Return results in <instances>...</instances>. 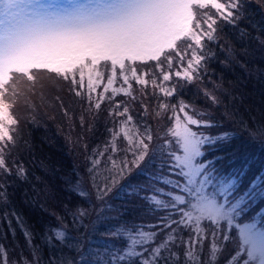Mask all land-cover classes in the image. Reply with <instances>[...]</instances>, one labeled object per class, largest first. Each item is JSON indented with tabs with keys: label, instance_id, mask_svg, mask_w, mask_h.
Here are the masks:
<instances>
[{
	"label": "snow or ice",
	"instance_id": "1",
	"mask_svg": "<svg viewBox=\"0 0 264 264\" xmlns=\"http://www.w3.org/2000/svg\"><path fill=\"white\" fill-rule=\"evenodd\" d=\"M248 3L0 0V206L17 180L29 181L21 153L23 124L34 120L30 95L66 89L81 127L103 120L109 133L102 149L82 145L86 175L69 187L83 203L45 228V264H264V209L253 207L264 201V170L247 158L223 165L216 153L233 134L210 131L220 127L212 109L231 118L221 95L232 94L204 83L218 55L212 45L227 53L221 63L245 66L231 43L220 44L225 25L264 48V27L258 35L240 28ZM190 87L210 108L186 102ZM136 104L141 116L168 124L156 131L137 121ZM24 196L36 204L41 191ZM9 215L32 246L24 264H41L21 214ZM0 264L20 262L0 246Z\"/></svg>",
	"mask_w": 264,
	"mask_h": 264
},
{
	"label": "trees",
	"instance_id": "2",
	"mask_svg": "<svg viewBox=\"0 0 264 264\" xmlns=\"http://www.w3.org/2000/svg\"><path fill=\"white\" fill-rule=\"evenodd\" d=\"M259 1H261V9L264 11V0ZM254 3L255 0H249L248 5ZM245 15L246 20L240 24V28H247L251 33L256 30V35H258L260 27H264V15L261 14V19L259 20L253 19L247 9ZM253 26L256 27L253 28ZM223 34L237 50V54L242 52L241 49L244 47L255 49V47L242 43L237 30L231 25H225ZM257 51L259 53L257 57L255 55L247 57L243 55L245 58L238 56L239 61L250 68V74L248 75H243L234 68V63L229 64V69L231 68L234 76L245 82L241 88L245 91L244 97L246 99L243 98L237 89L231 92L232 96L224 95V99L229 101L227 107L231 111L232 116H249V114L253 113L258 116L259 123L263 127L259 134L261 133L264 136V71L259 76L257 74L258 69H253L258 58H262L264 64V48L260 47ZM225 58L221 54L217 55L215 69H221V61L225 60ZM232 97H235V99ZM54 104L55 107L51 106L54 107L52 108L54 112H50L49 116H45L43 119L39 115L34 116V120L30 117L26 128L23 127V139L27 142L28 147L26 151L21 153V159L29 169V181L17 180L15 183L18 186L9 187L8 189L10 203L0 206V212L3 214V217H0V246H3L5 251L11 248L17 250L12 254L6 252L7 258L10 260L18 261L15 255H22L27 250L32 253V246L27 243L15 218L9 215L5 219L4 213L15 211L21 214L26 228L33 233V245L38 246L41 254V264H45L50 256L49 247L41 239L45 228L48 225L56 224L54 214H63L66 208L83 203L74 192L70 191L69 187V181L74 182L78 176L83 177L86 175L87 161L82 145L87 143L90 150L93 148L101 149L109 136L106 131V124L99 125V127L94 124L92 130H89L87 125L81 127L79 120L81 112L75 113V107H71L68 110L70 116L61 115L62 110L58 108V102ZM57 112L60 115H57ZM35 118L42 121H37ZM136 120L144 121L142 118H136ZM107 126L110 127L109 124ZM261 144H263L262 139H259L254 144L255 149H259L258 156H264V146H261ZM230 152V150H225L216 153L224 158L222 162L224 166L236 164V161L244 158H247L250 165L251 158L248 154H244L240 159L233 162H227L228 158L231 157ZM236 166L239 165L237 164ZM252 168L264 170V167L260 165ZM34 188L41 191V196L38 203L29 204L24 193L27 192L31 196ZM48 200H53V202ZM253 207L255 209V205ZM8 219L11 220V229H14V231L9 229Z\"/></svg>",
	"mask_w": 264,
	"mask_h": 264
},
{
	"label": "rangeland",
	"instance_id": "3",
	"mask_svg": "<svg viewBox=\"0 0 264 264\" xmlns=\"http://www.w3.org/2000/svg\"><path fill=\"white\" fill-rule=\"evenodd\" d=\"M261 1L255 0L254 4L247 5V10L250 12V16L253 19L259 20L261 19V14L264 15V11L261 9ZM252 35H256V30L252 32ZM223 39H221L220 44H224L225 40L228 41L227 37L223 34ZM242 43L249 45L250 47H255V49H248L249 55L244 56H250L255 55L256 57L259 56V53L257 49L260 48V46L256 43L254 40H248L244 39ZM212 47L217 51V54H221L223 56H227L226 52L220 51L218 46L212 45ZM246 49V47L242 48L241 51ZM242 52L238 53V56L240 58L243 57ZM151 63V62H150ZM244 64L243 62H241ZM217 64V61L214 59L209 64V73L208 76L205 78L204 83L208 84L209 87L212 86V82H216L219 84H222L224 89H227L228 92H234L236 89L238 92L241 93V95L244 97L245 91L241 88L242 84L245 83L240 78H237L234 76V74L231 72V68L229 69V64L222 63L221 69H215V66ZM234 68L239 70L243 75L250 74L249 67L244 66L241 67L240 64L234 63ZM253 69H258V75L260 76L261 73L264 71V64L262 62V58H258V61ZM134 87H138L134 85ZM218 95H220L219 91L217 92ZM255 94V92H253ZM57 96L60 98L57 99ZM182 96L186 100V102H192L195 103V105L200 109L210 108V104L205 101V99L202 97V95L196 94L195 88L190 87L189 89H186ZM258 96V95H257ZM117 99H127L126 97L120 96L117 97ZM221 99L224 100L225 105L229 104V101H226L224 99V95H221ZM246 99V98H245ZM32 107L29 108V112L33 113L34 116L41 117L42 119L45 116H49L50 112L53 113L54 110L52 108L55 107V102H58V108L62 110V114H64L65 111H68L71 109V107H75V113L81 112L80 106L75 103V100L73 98V94L69 93L66 89L63 91H57V92H51V93H36L29 96L28 101ZM47 103V104H46ZM148 103L152 105V99L149 98ZM54 107H51V106ZM63 105V107H61ZM103 107V106H102ZM134 111L133 115L136 118H142L145 122H147L154 130L159 131L160 128H164L167 123V120H165L162 124H157L155 119L148 118L146 116H141L140 113L142 112V109L139 108V105L136 104L133 106ZM214 113V117L216 122L220 125L219 128L211 129L210 131L212 133L216 132H223L228 131L233 134V139L224 144L223 147L226 149V151L230 150V158H228L227 162H233L235 160L240 159L244 154H248V156L251 158L250 165L251 167H257L258 165L264 167V156L259 155V149H255L254 144L259 140L262 139L261 146H264V136L262 134H259V131L263 128L262 125L259 123V117L255 116V114H249V116H231V118H226L222 114V109H212ZM57 115H60V113L57 112ZM31 117V116H30ZM29 117V118H30ZM37 121H42L37 118H35ZM248 120V122H247ZM29 120H27L23 127L26 128L27 123ZM249 123V124H248ZM99 127V125L106 124L105 121H96L94 123ZM110 125V124H109ZM111 126V125H110ZM195 130V126H192ZM165 130H167L165 128ZM254 130V136H250V131ZM163 135V133H161ZM261 135V136H260ZM171 138V137H169ZM103 147V146H102ZM101 147V149H102ZM221 151H218L217 153H220ZM257 159V160H256ZM261 170V169H257ZM53 202V200H48ZM260 209H264V201H257V204L255 205V210L259 211ZM5 211V210H4ZM52 211V210H49ZM255 214V213H253ZM0 217H3V214L0 212ZM264 223V221H262ZM1 229V227H0ZM23 250V249H22ZM14 249H8L6 252L8 254L15 253ZM24 251V250H23ZM15 258L18 260L17 262H20V264H24L22 258H26L27 261L33 260V255L30 250L24 251L22 255L18 254L15 255Z\"/></svg>",
	"mask_w": 264,
	"mask_h": 264
}]
</instances>
